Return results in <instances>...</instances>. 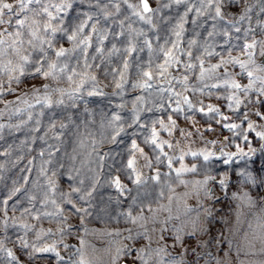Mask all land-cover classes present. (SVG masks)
Masks as SVG:
<instances>
[{"label": "rangeland", "instance_id": "374dc122", "mask_svg": "<svg viewBox=\"0 0 264 264\" xmlns=\"http://www.w3.org/2000/svg\"><path fill=\"white\" fill-rule=\"evenodd\" d=\"M6 2L16 4V0ZM59 2L52 0V3ZM102 2L107 3L108 0ZM128 2L139 4V0ZM167 2L149 0L150 7L156 11L146 15L152 16L155 28L140 21L123 3L118 13L109 3L107 11L113 14L107 19L95 7V0H92L91 6L80 4L77 0L67 14L60 13L65 17V24L77 23L84 12L96 13L89 25L96 23L99 29L108 32V39L103 45L96 41L94 47L88 50L91 56L96 55L95 47L104 48L103 56L97 55L96 60H89L93 67L87 72L96 76V81L89 80L79 92L75 89L81 79H88L87 76L74 77L72 82L66 78L52 81L50 78L22 77L23 82L19 85L13 82L9 91L7 77L0 73L4 84V91L0 93V125L3 126L0 128V264H142L139 259L141 254L148 259V264H158L160 257L155 250L161 247L166 249L161 254L163 259L166 262L175 259L178 264L180 261L183 264H264V139L256 135L257 132H264V119L255 114L260 112L264 115V104L260 103L264 97L256 91H249L247 96L237 92L241 105L235 111V105L228 107L233 102L227 97L233 90L213 88L211 85L228 78L224 75L227 71L231 78L246 86L248 78L240 74L238 65L232 64L207 73L203 80L199 79V67L188 72L182 66L173 69L174 76L189 77V90L185 92L183 85L174 81L175 91L188 96L195 105L192 110L182 105L185 111L180 113L172 112L175 103L168 98L169 94L161 97L155 88L144 90L133 87L141 79L138 65L146 66L149 58L146 47L139 51L143 41L149 40L154 49L163 44L185 10L184 5L164 8L163 4ZM246 8L251 9L248 13L250 19L240 22L241 32L232 30L230 40L223 35L209 37L207 33L213 31L212 25L216 22L206 16L197 18L195 11L190 12L184 25L186 31L181 46L186 48L187 40L192 38L200 45H211L210 50L220 55L203 56L205 68L218 64L221 58L228 59L229 52L232 57L247 61V55L240 50V45L245 42V30H254L249 33L248 42L253 36L257 40L264 39L260 27L264 25L261 3L258 0H240L231 4L226 9V19H238ZM51 10L55 12V9ZM26 14L31 16V13ZM12 19V27H2L13 31L17 17ZM193 20H198L203 26L197 27ZM129 24L134 29H143L146 35L129 33ZM121 31L124 32L122 36L119 35ZM86 32L91 33V28H87ZM92 35L95 41L96 36ZM129 40L137 47L131 56L123 52ZM226 40L229 42L225 43ZM112 44L121 51L109 56ZM59 45L72 47L63 39ZM193 52L194 55L200 54L203 48H194ZM7 58L10 57L0 60ZM253 58L257 64L264 65V57L255 55ZM181 59L187 61L189 58L182 56ZM124 60L129 61L131 67L125 74L127 83L123 89H117L113 74L122 69ZM193 62L198 64L195 60ZM82 64L78 71L83 70ZM70 67H77L75 58ZM257 75L264 77V73ZM115 79L120 77L117 75ZM45 84L48 85L47 91ZM161 86L169 85L159 80L155 87ZM94 87L103 94L89 96L88 92ZM255 87H260L259 81ZM54 89L63 90L65 94L61 96L60 91ZM69 93L72 94L71 99ZM46 95L53 102L63 99L64 103H53L52 108H46L43 106ZM137 97L143 99L137 100ZM38 100L41 102L38 103ZM161 104L163 108H160ZM208 105L220 109L221 114L230 119L223 120L221 115L213 118L211 114L205 115L196 110L203 106L206 112ZM149 108L152 111H146ZM140 109H144L139 111L140 121L128 127L134 111ZM114 114L123 118L121 123L126 129L117 137L116 143L111 142L114 131L109 124ZM245 114L248 115L247 121L243 119ZM169 115L177 121L178 129L185 133L182 135L174 131L172 136L162 133V139L178 145L173 148L165 145L164 151L169 156L178 157L181 151L202 150L215 155L208 161H204L203 157L186 155L183 161L173 160L172 168H169L167 158L160 155L159 150L154 151L150 145L143 143L148 127L139 126L150 125L154 119H164L167 123ZM249 122L253 124L252 130L248 129ZM61 123L65 127L62 128ZM227 123H237L241 127L229 130L225 127ZM132 140L144 148L148 160L152 162L151 167L145 166L147 162L137 153V167L145 181L139 186L128 178L125 168ZM157 155H160V162L155 159ZM228 156L231 159L225 163ZM49 160L51 163L45 164ZM181 164L197 167L196 172L182 175L184 184L177 180L174 170ZM41 166L47 168V175L56 181L55 198L59 210L50 203L44 205L41 202L43 193L34 186L33 182L37 180L46 184L45 177L40 175ZM53 172L56 173L54 177ZM158 173L161 177L159 182L152 179ZM225 174L226 183L221 186L219 181L225 179ZM206 176L215 177L206 186L208 195H205L204 186L195 183L203 181ZM116 177L126 185L122 193L111 183ZM14 188L20 191L8 200V194ZM72 188H79L80 191L70 197L60 195L61 192L71 193ZM28 195L37 197L34 207L28 202ZM69 198L72 200L70 204L67 203ZM4 200L8 203L4 204ZM25 208L31 209V212L26 213ZM44 212L54 215L45 216ZM130 212L132 216H143L144 219L133 223ZM24 225L30 226V229ZM37 233H40L39 239ZM22 240L28 243V248L22 246ZM33 246L54 248V251L38 252ZM9 250L16 256V261L8 257Z\"/></svg>", "mask_w": 264, "mask_h": 264}, {"label": "snow or ice", "instance_id": "6c2138e0", "mask_svg": "<svg viewBox=\"0 0 264 264\" xmlns=\"http://www.w3.org/2000/svg\"><path fill=\"white\" fill-rule=\"evenodd\" d=\"M77 0H60L59 3H52V0H16V4L14 5L11 2H6V0H0V58H7L6 60H0V73L7 77V83L9 85V91H11V84L15 82L17 85L21 84L22 77L27 79L31 77L33 79L44 78L51 79L52 81H58L60 79L66 78L69 82H72L74 77L87 76L88 79H81L80 83L77 85L75 91L79 92L89 80L96 81V76L89 75L87 69L93 67L89 60H96L97 55L103 56L104 48L97 46L95 47L96 55H89V49L94 47V43L98 41L99 45H103L104 41L108 39L107 30H101L97 27L96 23L89 25V21L93 19V16L96 13H88L84 12L82 14L83 18H80L77 23L65 24V17L61 16L60 13L64 12L67 14L69 9L74 7V4ZM240 0H168L167 3L163 4L164 8H169L173 5L179 6L184 5L185 10L182 15L179 16L177 23L174 27L170 29L171 36L165 37L163 44L158 45L155 49L153 48L152 43L145 39L143 41V47L139 49V51H143L144 47L148 49L149 58L146 66H140L139 75L140 81L133 85V87H139L144 90L153 89L157 91L161 97L165 93L169 94L168 98L173 99L175 103V107L172 109L174 113L184 112L185 109L182 105H186L187 109L192 110L195 108L192 100L189 99L188 96L183 95L182 92L175 91L173 86V82L175 81L178 84L183 85L184 91L187 92L188 89V75H183L182 78L174 76L172 74V70L183 67L185 72L192 71L199 67V79L203 80L207 73H214L222 66L227 64L238 65L240 69V74L246 75L248 78V84L246 86H242L238 83L234 78H231L230 74L225 71L224 75L228 78L223 79L220 83L212 84L213 88L226 87L230 88L233 91L227 97L233 103L229 104V108H233L235 105L234 111L239 108L242 101L237 95V92L243 93L247 96L249 91H256L259 93L261 97H264V77L258 76L257 73H264V65H260L256 63V60L253 58L255 55H259L260 57H264V39L257 40L255 36L252 37L251 42L247 41V37L250 32L254 30L248 29L245 30V42L240 45L241 53L247 55L248 60L242 61L238 57H232L231 52H229V58L224 59L221 58L218 64L211 65L210 68L204 67L203 56H212V55H220L219 53H214L211 51V45H200L198 41L194 38L187 40V47H182V43L184 41V33H185V23H187V17L190 12L195 11L197 18L199 17H207L215 21L212 25L213 31H209L207 35L212 37L214 35H223L224 37L231 39V32L234 29L236 33L241 32V28L238 26L240 22L245 19H250L248 13L251 11L250 8H246L242 15L239 16L238 19H226L228 13L226 12L227 7L231 4L239 3ZM261 3L260 11L264 12V0H258ZM80 4L88 3L89 6L92 5V0H79ZM111 3L115 8V11L118 13L121 11V3L126 4L129 9H131L132 14L136 16L140 21L144 24L149 25L151 28H155L156 25L153 23L152 16L146 15L148 13H152L156 10L152 9L149 5V0H139V4L129 3L128 0H108L107 3H103L102 0H95V7L99 9V12L102 13L107 19L113 13L107 11L108 4ZM30 5H36L38 7H29ZM51 9H55L53 12ZM158 10V9H157ZM26 13H31V16ZM21 14H25L23 18H19ZM13 16L17 17L15 20V28L13 31H8L7 28H3L2 26L8 25L9 27L13 26ZM130 19V17H126ZM221 22H224L221 24ZM192 23L197 27H202V23H198V20H193ZM91 28V33L86 32L87 28ZM121 27L123 28V21H121ZM262 34H264V25H261ZM129 33H135L137 36H145L146 33L143 29H134L131 24L128 26ZM95 34L96 40L94 41L93 35ZM113 35H117L113 33ZM119 35H124V32L121 31ZM199 36V33H196ZM174 37V39H173ZM66 40L71 43L72 47L67 48L59 45L60 40ZM239 39V37H237ZM229 41L226 40L225 43ZM203 48V52L200 54H195L193 52L194 48ZM121 49L117 48L115 44H112L111 51L108 53L109 56L114 53L120 52ZM137 51V47L132 44L131 40L128 42V46L123 49V52L129 56L133 52ZM79 53V55H76ZM186 56L189 59L187 61H182L181 57ZM75 58L77 67H70L72 59ZM193 60L197 61L194 63ZM82 64V71H78L77 68ZM131 67L129 61H122V69H117V71L113 74V79L115 81V87L117 89H123L124 84L127 83L126 73L128 69ZM119 76L120 79L116 80L115 77ZM159 80H164L169 85L168 87H158L155 85ZM259 81L260 87L256 88L255 85ZM207 87V85H205ZM45 91L48 89V85H44ZM35 91H39V89H34ZM4 91V84L2 80H0V93ZM60 91L61 96L65 93L63 90ZM193 91H203V89H193ZM103 93L97 92L95 87L93 90L88 92L89 96L93 95H102ZM69 98H72V94L69 93ZM142 97H137V100H142ZM38 103L41 101L38 100ZM53 103L55 104H63V99L56 100L55 102L49 96H45L43 99V106L46 108H52ZM260 103L264 104V100H261ZM31 107V105H29ZM123 107V105H121ZM135 107V106H134ZM160 108H163V104L160 105ZM199 112L204 113L205 115L211 114L214 118L216 115H221L223 120H229L230 117L223 116L220 112V109L208 105L207 111L205 112V107H200L196 109ZM139 111H144V109L135 110L132 121L128 125V127H132L134 124H138L140 121ZM146 111H152L151 108L146 109ZM261 119H264V115L260 112L255 113ZM31 118V117H30ZM239 118V117H238ZM122 117L119 114H114L109 121V124L113 127L114 134L111 136V142L116 143L117 137H119L122 133H125L126 129L121 123ZM167 123L164 119H154L152 120L150 125H139L140 127H148L149 131L147 135L144 137L143 143L145 145H150L152 149L159 150L160 155H163L168 160V167L172 168L173 160L183 161L186 155H191L193 157H203L204 161H208L210 157L214 156L215 153L208 152L205 150L199 152H183L178 157L169 156L167 152L164 151L165 145L168 148L178 147V145H173L169 140L162 139V133H167L168 136H172L174 131H179L180 134L183 133L182 130L178 129L177 121L169 115L167 118ZM245 121L248 120V115L245 114L243 116ZM62 128L65 127L63 123L60 125ZM248 129H253V124L251 122L248 123ZM3 126L0 125V128ZM55 128V124L52 125ZM229 130H235L241 127L240 124L237 123H227L225 124ZM187 135H191V133H187ZM257 136L264 139V132H257ZM245 139H247L245 137ZM251 151V150H250ZM137 153H139L140 157H142L147 163L145 166L151 167L152 162L148 160V156L145 154L144 148L140 147L136 140H132L131 149L129 151V157L126 160L125 168L127 170L128 178L132 180L136 185H140L145 181L141 177V173L138 170L137 164ZM43 155V153H41ZM160 155L156 156V161L160 162ZM227 155V154H225ZM70 159H75V157H70ZM231 157L228 156L225 159V163L230 161ZM51 163V161H45V164ZM176 172V178L179 180L181 184L186 183L183 179H181L182 175L186 172H196L197 167L195 165L188 167L184 164L177 169H174ZM47 168L41 166L40 175L44 176L46 179V184H40L39 181H34V186L38 188L43 193L42 203L44 205L52 204L55 208L59 210V204H57V200L55 195L57 193V184L56 181L47 175ZM56 175L55 172L52 173L54 177ZM152 179L159 182L161 179L159 173L152 177ZM210 180H215V177L206 176L203 181H196L195 183L198 185H202L205 188V195H208L207 185ZM83 183V181H81ZM111 183L121 191H124L126 185L121 183V179L116 177L112 179ZM220 185L223 186L226 183V174L225 179H221L219 181ZM20 191L19 188L12 189L8 194V200H11L13 196H15ZM79 188H72L71 193H60L62 196L70 197L72 193L79 192ZM91 195V193H89ZM161 195L163 193L161 192ZM83 199V197H80ZM28 202L35 206L34 202L37 200L35 195L27 196ZM8 200H4L3 203L7 204ZM67 203H72V200L67 199ZM135 203V200H133ZM26 213H30L31 209L25 208ZM43 215L50 216L54 215L51 212H44ZM132 222L135 223L138 219H144L143 216H132L131 212L129 213ZM38 218V217H37ZM25 228H29L30 226L24 225ZM162 232L164 229L161 230ZM37 238H40V233H37ZM163 239V236H161ZM177 239L180 237L177 235ZM2 244V242H0ZM21 244L24 248H28L29 245L26 241L22 240ZM34 247V251L38 252H47L54 251V248H36ZM166 249L161 247L155 250V253L158 257H160L158 264H178L175 259L166 262L163 259L162 253H165ZM141 253H144V249H141ZM8 257L11 258L12 261H16V256L9 250L7 252ZM58 255V254H57ZM151 256V253H148ZM62 259V258H61ZM139 259L142 261V264H148V259L145 258L143 254L139 256ZM179 264H183V261H180Z\"/></svg>", "mask_w": 264, "mask_h": 264}, {"label": "water", "instance_id": "95a60500", "mask_svg": "<svg viewBox=\"0 0 264 264\" xmlns=\"http://www.w3.org/2000/svg\"><path fill=\"white\" fill-rule=\"evenodd\" d=\"M121 264H134V263L122 262Z\"/></svg>", "mask_w": 264, "mask_h": 264}]
</instances>
